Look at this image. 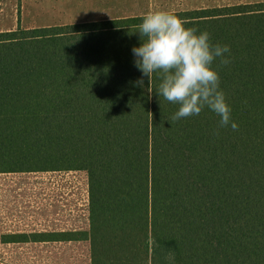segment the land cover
Listing matches in <instances>:
<instances>
[{
	"label": "trees",
	"instance_id": "trees-1",
	"mask_svg": "<svg viewBox=\"0 0 264 264\" xmlns=\"http://www.w3.org/2000/svg\"><path fill=\"white\" fill-rule=\"evenodd\" d=\"M171 13L230 48L212 64L227 127L207 106L172 121L162 74L135 66L144 16L0 33V174L86 172L89 193L88 230L4 244L88 242L91 264H264V2Z\"/></svg>",
	"mask_w": 264,
	"mask_h": 264
},
{
	"label": "rangeland",
	"instance_id": "rangeland-1",
	"mask_svg": "<svg viewBox=\"0 0 264 264\" xmlns=\"http://www.w3.org/2000/svg\"><path fill=\"white\" fill-rule=\"evenodd\" d=\"M155 10L172 6L215 8L248 0H153ZM145 0L87 12L51 0H0V31L52 27L64 17L104 14L119 19L145 15ZM185 5V6H184ZM150 12V11H149ZM24 23L16 28L15 19ZM89 228L86 172L0 174V264H91L90 244H4L6 235L85 231Z\"/></svg>",
	"mask_w": 264,
	"mask_h": 264
},
{
	"label": "clouds",
	"instance_id": "clouds-1",
	"mask_svg": "<svg viewBox=\"0 0 264 264\" xmlns=\"http://www.w3.org/2000/svg\"><path fill=\"white\" fill-rule=\"evenodd\" d=\"M138 32L143 42L132 49L135 66L148 83L154 73L162 74L158 96L180 105L172 121L199 115L207 106L221 117L220 127H227L231 109L219 90L220 78L212 64L217 58L221 66L230 63L224 57L230 52L229 46L212 45L208 32L197 34L196 29L185 28L179 17L164 10L145 14ZM136 83L142 87L144 80ZM231 127L234 131L238 129L234 122Z\"/></svg>",
	"mask_w": 264,
	"mask_h": 264
},
{
	"label": "crops",
	"instance_id": "crops-1",
	"mask_svg": "<svg viewBox=\"0 0 264 264\" xmlns=\"http://www.w3.org/2000/svg\"><path fill=\"white\" fill-rule=\"evenodd\" d=\"M138 1L139 0H51V4H60L63 6H68V7H78L80 8V10L83 11H88L90 9H96L99 10L100 7L105 6L109 7V5H111V7H113L115 4L118 3H127V2H131V3H135L137 8H138ZM264 2V0H248V1H241L238 2L236 4H230V5H240V4H256V3H262ZM146 5L143 7V9L145 8L146 12L149 11H154L155 7H154V1L153 0H145ZM185 6V5H184ZM229 6V5H227ZM218 7H225V6H217L215 8ZM171 11L173 12H185V11H193V10H198V9H202V8H198V7H182L180 9H178V7L176 6H172L170 7ZM147 14V13H146ZM145 16V15H142ZM113 19H119L115 16H106L104 14L100 15L97 14L96 15H80V16H74V17H70V16H66L64 17V19H62L60 22L56 23L54 26H66V25H73V24H77V23H92V22H96V21H102V20H113ZM20 19L18 17H16L15 19V26L16 28L20 27L21 25H24V23L19 22ZM23 29V28H20ZM17 31V30H14ZM4 31H0V33H3ZM6 32H10V31H6ZM88 197H89V193H88Z\"/></svg>",
	"mask_w": 264,
	"mask_h": 264
}]
</instances>
